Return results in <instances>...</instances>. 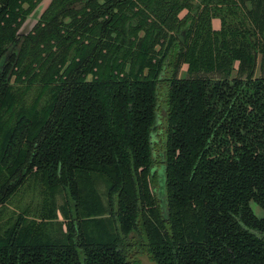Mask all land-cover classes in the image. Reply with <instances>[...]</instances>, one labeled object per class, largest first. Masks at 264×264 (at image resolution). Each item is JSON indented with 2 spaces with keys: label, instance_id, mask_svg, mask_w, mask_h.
<instances>
[{
  "label": "trees",
  "instance_id": "obj_1",
  "mask_svg": "<svg viewBox=\"0 0 264 264\" xmlns=\"http://www.w3.org/2000/svg\"><path fill=\"white\" fill-rule=\"evenodd\" d=\"M42 1L0 0V207L41 196L0 264H264V0H49L21 33Z\"/></svg>",
  "mask_w": 264,
  "mask_h": 264
},
{
  "label": "rangeland",
  "instance_id": "obj_2",
  "mask_svg": "<svg viewBox=\"0 0 264 264\" xmlns=\"http://www.w3.org/2000/svg\"><path fill=\"white\" fill-rule=\"evenodd\" d=\"M186 13V11L182 10L180 12V17H182L184 14ZM35 18L32 16H29L27 18V20L25 21V23L23 24V26L20 29L21 33H26L31 26L34 24L35 22ZM186 65H183L181 70H180V74L179 75H185L186 72ZM256 75H258V71L256 73ZM163 90L161 91L160 94H162ZM163 96V95H161ZM165 117V107H164V102L160 101L159 103V109H158V119H157V126H159V130L158 132L162 133V129H163V118ZM161 182V181H160ZM96 190L99 194V196L101 197V200L103 202V204H105L106 201V197H105V186L102 183L96 184ZM155 189H158V192L160 191V186H159V181L157 180L156 184H155ZM41 200V196L39 193V190L37 188V184H35L32 179H28V181L26 182V184L23 186V188L18 192V195H16V197L12 198L11 202L6 203V205L0 207V220H4L11 211L15 210L19 204V207L24 208L26 203H29V205L31 206V210H33L37 203ZM53 200L55 202V206H57L56 210V217L49 220V226H48V235L51 237H59L62 233L66 232V225L64 224V217L63 214L61 212V210L58 208L59 205L63 202L62 199V195L61 193H56L55 196L53 197ZM251 208L253 209V211L256 213V215H263V211L261 210V208L259 206H257L254 202L250 203ZM135 250L134 248L131 249ZM141 261L144 264H152V262H150L147 257L145 255H141Z\"/></svg>",
  "mask_w": 264,
  "mask_h": 264
},
{
  "label": "water",
  "instance_id": "obj_3",
  "mask_svg": "<svg viewBox=\"0 0 264 264\" xmlns=\"http://www.w3.org/2000/svg\"><path fill=\"white\" fill-rule=\"evenodd\" d=\"M48 1L49 0H43L30 16H32L35 19H37L40 16V14L42 13V11L44 10V8L47 5ZM161 207L163 209L164 203H161Z\"/></svg>",
  "mask_w": 264,
  "mask_h": 264
},
{
  "label": "crops",
  "instance_id": "obj_4",
  "mask_svg": "<svg viewBox=\"0 0 264 264\" xmlns=\"http://www.w3.org/2000/svg\"><path fill=\"white\" fill-rule=\"evenodd\" d=\"M211 23H212L213 29L218 30L220 28V19L219 18H213Z\"/></svg>",
  "mask_w": 264,
  "mask_h": 264
}]
</instances>
